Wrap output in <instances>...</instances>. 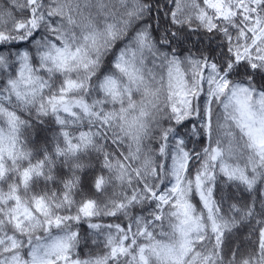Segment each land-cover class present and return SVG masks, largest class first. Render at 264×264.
Here are the masks:
<instances>
[{"label":"snow or ice","instance_id":"obj_1","mask_svg":"<svg viewBox=\"0 0 264 264\" xmlns=\"http://www.w3.org/2000/svg\"><path fill=\"white\" fill-rule=\"evenodd\" d=\"M0 264H264V0H0Z\"/></svg>","mask_w":264,"mask_h":264}]
</instances>
